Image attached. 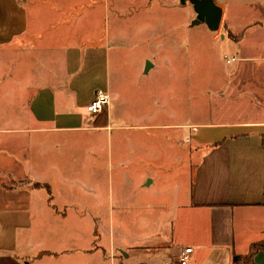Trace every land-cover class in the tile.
<instances>
[{
	"label": "crops",
	"instance_id": "0c3cea01",
	"mask_svg": "<svg viewBox=\"0 0 264 264\" xmlns=\"http://www.w3.org/2000/svg\"><path fill=\"white\" fill-rule=\"evenodd\" d=\"M80 1L0 0V50L13 49L19 65L6 88L22 97L20 119L0 138L12 165L2 173L20 181L0 182V255H9L0 264H179L187 247V264H233L234 255L264 264V0H212L221 16L210 47L228 54L210 66L209 107H196V124L179 100L164 107L167 123L112 112L111 56L126 51L105 31L96 39L92 23L81 31ZM97 89L109 104L86 127ZM199 125L209 130L194 141ZM153 128L168 130L171 161H185L161 190L149 174L126 173L143 166L134 138ZM191 142L192 156L180 155Z\"/></svg>",
	"mask_w": 264,
	"mask_h": 264
},
{
	"label": "rangeland",
	"instance_id": "374dc122",
	"mask_svg": "<svg viewBox=\"0 0 264 264\" xmlns=\"http://www.w3.org/2000/svg\"><path fill=\"white\" fill-rule=\"evenodd\" d=\"M80 2L81 4L76 8L79 10L83 8L85 11V15L79 21L81 31L86 32L92 23L93 35L96 39L103 41L105 31L107 38L116 36V45L122 46L120 50L126 51L127 57L119 59L111 56V85L113 90L115 88L112 112L114 113L115 109L120 110L121 107L125 110L133 108L134 114L156 115L155 121L167 123L164 107L170 105V109H173V101L178 104L179 100L181 114L185 105L187 107L188 123H198L201 118L199 120L196 118V107L199 106L200 110L202 106L205 109L209 107L210 66L220 64V60L225 61L223 54L226 52L228 54V51H218L210 47L208 36L211 32L203 21L194 24L196 13L191 0H81ZM73 6H75L74 2L70 1L67 9ZM88 7L94 9L93 14L88 11ZM16 42L19 41L16 39ZM16 42L13 46L17 45ZM15 56L14 50L8 47L0 50V138L4 141L9 138H6L7 134H4L2 129L11 127L20 119L18 112L22 97L19 96L17 89L13 92L7 90L9 84L5 80L6 75L19 73V65H14L17 62ZM147 62L153 65L144 72ZM174 71L176 80L171 74ZM165 81L168 85L164 83ZM161 82L164 85L162 91L156 89V85ZM146 90L149 92V101L142 96ZM208 130L204 126H197L193 140L197 141L196 135ZM165 132L167 133L168 130L164 131L162 128H153L150 131L139 130L134 139L136 144L146 150L142 151L143 166L138 170L133 166L127 167L128 177L139 180L149 174L155 177V184L157 183L160 190L171 182L170 177L173 178L176 166L179 163L183 165L185 161H176L175 158H173L175 161H171L170 140ZM2 143L0 182L6 187L14 183L19 184L20 181H11L2 173V170L8 171L12 166L5 142ZM107 145L110 148L109 161L113 166L112 174L115 176L117 164L114 146L116 145L114 140H109ZM188 146L189 149L186 145L184 151L179 154L192 156L195 145L191 142ZM163 164L169 166L168 170L162 167ZM2 255L9 256L5 253Z\"/></svg>",
	"mask_w": 264,
	"mask_h": 264
},
{
	"label": "built area",
	"instance_id": "2783aa9c",
	"mask_svg": "<svg viewBox=\"0 0 264 264\" xmlns=\"http://www.w3.org/2000/svg\"><path fill=\"white\" fill-rule=\"evenodd\" d=\"M109 104V95L107 91L97 89L94 96L90 99L85 106V126L90 127L91 124L96 120L97 115ZM179 256V264H187L191 256V248L187 247L183 249Z\"/></svg>",
	"mask_w": 264,
	"mask_h": 264
},
{
	"label": "water",
	"instance_id": "95a60500",
	"mask_svg": "<svg viewBox=\"0 0 264 264\" xmlns=\"http://www.w3.org/2000/svg\"><path fill=\"white\" fill-rule=\"evenodd\" d=\"M191 3L196 13L195 23L203 21L211 31L218 28L221 16L220 6L216 5L212 0H191ZM149 65L150 63L147 62L145 69Z\"/></svg>",
	"mask_w": 264,
	"mask_h": 264
},
{
	"label": "trees",
	"instance_id": "16d2710c",
	"mask_svg": "<svg viewBox=\"0 0 264 264\" xmlns=\"http://www.w3.org/2000/svg\"><path fill=\"white\" fill-rule=\"evenodd\" d=\"M259 247H262V245H259V244H254V245H252V246L249 248V253H248V255H246L245 257H246V258H250V257L256 252V250H257ZM240 259H241V256H239V255H234V256H233V259H232V263L235 264V263H237Z\"/></svg>",
	"mask_w": 264,
	"mask_h": 264
}]
</instances>
